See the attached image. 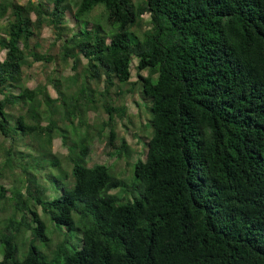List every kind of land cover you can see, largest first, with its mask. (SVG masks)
Wrapping results in <instances>:
<instances>
[{"label": "trees", "instance_id": "1", "mask_svg": "<svg viewBox=\"0 0 264 264\" xmlns=\"http://www.w3.org/2000/svg\"><path fill=\"white\" fill-rule=\"evenodd\" d=\"M19 1L0 0V138L11 146L1 168L13 177L17 154L26 195L14 187L5 199L20 219L0 235V264H264V0H78L75 28L64 0ZM44 27L75 74L52 69L31 89L24 69L55 59L37 51ZM134 61L150 138L132 165L139 196L123 202L110 194L122 186L110 167L87 166V114L107 116L98 133L107 127L109 148L128 163L133 151L112 125L127 110L110 97L129 84ZM55 139L72 178L55 179L49 197L32 170L60 169ZM36 207L54 226L77 228L80 247L67 253L61 243L48 261L30 246L18 260L26 234L48 241Z\"/></svg>", "mask_w": 264, "mask_h": 264}, {"label": "rangeland", "instance_id": "2", "mask_svg": "<svg viewBox=\"0 0 264 264\" xmlns=\"http://www.w3.org/2000/svg\"><path fill=\"white\" fill-rule=\"evenodd\" d=\"M78 0H64V6L67 7L68 12L65 14L67 25L70 28H75L72 19V14L75 12L76 6L75 2ZM25 0H20L19 4L23 5ZM47 7L51 10L53 7L51 4H47ZM90 16H97L100 14V10L95 11ZM89 15V14H88ZM90 16L86 17L88 20ZM99 24V20L95 22ZM35 43L39 44L37 51L41 54H46L54 57V62L51 65H44L40 63H34L30 68L24 69L27 76L26 87L35 88L40 84H46L47 78L51 77L52 69H57V75L61 77H71L75 73L70 69L71 63L69 65H63L62 62L58 60L59 58V44L54 45V36L52 30L48 27H44L41 31V36ZM4 53L0 51V60L3 59ZM31 61V60H30ZM84 63V62H83ZM60 64L61 67H57ZM83 71V66L79 69V74ZM143 75L146 76L148 73L145 71ZM61 79V78H60ZM63 79V78H62ZM61 79V80H62ZM137 80L135 71V61L131 68V78L128 85L117 86L116 89L111 93V105L113 107L124 106L127 110L128 117L126 120L120 121L115 118L112 125L115 127L117 141L119 139H124L133 151L131 159L125 161L123 158H117L115 151L109 148L108 143V128L106 127L103 133H98L101 124L107 121V116L101 112H89L87 114V123L90 127V136L92 137V143L90 147V154L87 157V166L92 167L96 164L106 165L110 167V172L117 179L122 182V186L111 190L110 194L116 195L121 201L128 202L132 201L134 197L139 196V192L135 188L137 181L133 174V164L138 161H144L146 157V144L150 138V130L148 127L149 113L145 107V103L138 98L137 89H135L134 83ZM64 87V85H63ZM95 87V86H94ZM102 84L97 86L96 90L102 91ZM47 91L51 98H56V93L51 85L47 86ZM45 122H43L44 125ZM84 131V130H83ZM84 133L81 132V136ZM21 136L20 134L17 135ZM72 140H76V136L71 135ZM25 143H29V139L24 140ZM20 143V142H19ZM17 149L19 152H23L24 148L22 144ZM10 141H3L0 138V186L4 189V198L0 199V235L4 228L6 227L8 220L16 217L17 220L20 219V215L16 213L13 209V204L8 200L10 197L9 191L14 187L21 189L23 195H26L24 185V174L22 168L25 166L22 161L18 160L17 154L11 153L12 160L16 163L14 164L13 177L7 176L8 171H2V166L4 165L5 151L10 149ZM50 156L56 158L59 161L60 169L45 166L43 170H32V173H37L40 176V182L47 188L50 192L49 197H52L54 189H56L55 179L63 178V174L67 175L65 178V183L70 185L71 182V163L68 162V150L66 147L62 146L60 139L53 140L50 146ZM63 171V172H62ZM3 199V200H2ZM37 214L46 223V236L48 238L47 242L35 241L30 234H26L25 238L18 240L17 248V259L22 260L25 256L28 248L33 246L38 252L46 257V260H54L55 255L53 252L57 251L61 243H65V252H72L80 247V235L77 228L68 229L66 226L56 227L51 224L47 219L44 218L40 207H36ZM24 243L26 244V249L24 248ZM4 250V245L0 242V260H2V254Z\"/></svg>", "mask_w": 264, "mask_h": 264}]
</instances>
